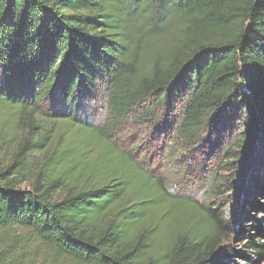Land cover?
Listing matches in <instances>:
<instances>
[{
  "label": "trees",
  "instance_id": "obj_1",
  "mask_svg": "<svg viewBox=\"0 0 264 264\" xmlns=\"http://www.w3.org/2000/svg\"><path fill=\"white\" fill-rule=\"evenodd\" d=\"M103 97L110 122L74 119ZM0 106L3 126L27 128L0 162V264H226L234 230L218 201L264 155V0H0ZM160 106L165 163L185 194L144 148L113 140ZM47 122L62 130L50 146ZM76 130L94 134L101 159H82Z\"/></svg>",
  "mask_w": 264,
  "mask_h": 264
},
{
  "label": "rangeland",
  "instance_id": "obj_2",
  "mask_svg": "<svg viewBox=\"0 0 264 264\" xmlns=\"http://www.w3.org/2000/svg\"><path fill=\"white\" fill-rule=\"evenodd\" d=\"M161 107L164 109H160ZM43 111L45 117L49 119L52 112L48 108H43ZM142 111V109L138 110L134 114L136 121L133 123L131 119L128 120L119 129L113 140L121 149L133 152L135 155L138 147L144 148V152L149 153V157L154 159L155 174L164 177V181L170 191L176 193V190H179L180 194H185V188H179L176 167L173 164L171 165V162L165 163L164 153L162 152V145L167 137L162 136L160 138L159 128L164 127V122L168 118V110L164 106H160L158 111H154L155 115L153 114L152 119L144 122L138 119ZM10 114L8 108L0 106V162L4 166L8 165L16 153L18 145L27 136V128L25 127L19 126L18 128H14V126L10 125L3 126L4 121ZM73 117L76 121L79 120L92 125H104L112 119L107 110V102L104 97L103 100L99 98L86 101L80 112L73 113ZM43 127L46 130H51L47 143L50 146L51 138L56 132L61 133L62 130L58 124L53 126L51 122H47ZM258 135L260 136V133ZM69 136H71V139L68 142H78L80 156L82 153L85 154L86 158L82 159H85L87 163H92L103 157V147L96 143L94 134L76 130ZM256 142H258L257 146L261 144L258 138ZM44 154H46V151H43L40 156ZM180 155H182L181 152L176 155V158H179ZM76 159L73 160L74 163H78ZM79 160H81V157ZM58 173H63V169L59 168ZM231 175H236L234 179L236 181L233 184L240 190L233 191V184H231L223 189V196L218 201L219 207L221 209L225 208L224 213L226 215L227 226L234 230L230 238L222 239V247L224 249L229 248L235 252V257L227 260L226 264H264V258L258 259L248 248L250 237H254L257 233L255 228L258 225L264 227V155L257 159L253 154L247 166L241 167L239 165ZM23 187H28V184H24ZM247 195H250L251 199L244 206ZM189 196H194L193 201H197L199 204H204L209 199L207 191L198 195L191 191ZM253 203H255L256 207L252 206ZM238 231H241L239 236ZM261 242H264V240H261Z\"/></svg>",
  "mask_w": 264,
  "mask_h": 264
}]
</instances>
